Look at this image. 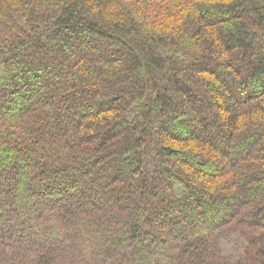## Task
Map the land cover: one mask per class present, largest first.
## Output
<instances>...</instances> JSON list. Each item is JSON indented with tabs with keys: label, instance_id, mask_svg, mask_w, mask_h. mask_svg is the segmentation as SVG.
Masks as SVG:
<instances>
[{
	"label": "trees",
	"instance_id": "1",
	"mask_svg": "<svg viewBox=\"0 0 264 264\" xmlns=\"http://www.w3.org/2000/svg\"><path fill=\"white\" fill-rule=\"evenodd\" d=\"M0 264H264V0H0Z\"/></svg>",
	"mask_w": 264,
	"mask_h": 264
},
{
	"label": "rangeland",
	"instance_id": "2",
	"mask_svg": "<svg viewBox=\"0 0 264 264\" xmlns=\"http://www.w3.org/2000/svg\"><path fill=\"white\" fill-rule=\"evenodd\" d=\"M239 63L242 62L241 60L238 61Z\"/></svg>",
	"mask_w": 264,
	"mask_h": 264
}]
</instances>
